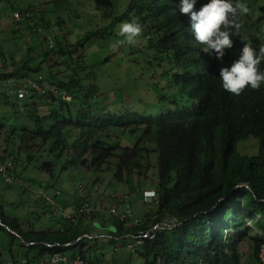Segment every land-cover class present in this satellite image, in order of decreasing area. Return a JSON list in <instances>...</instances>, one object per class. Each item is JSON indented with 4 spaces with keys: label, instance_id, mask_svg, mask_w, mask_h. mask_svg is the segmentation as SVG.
I'll return each instance as SVG.
<instances>
[{
    "label": "clouds",
    "instance_id": "9594fccd",
    "mask_svg": "<svg viewBox=\"0 0 264 264\" xmlns=\"http://www.w3.org/2000/svg\"><path fill=\"white\" fill-rule=\"evenodd\" d=\"M110 1L116 10L106 18L101 13L86 18L90 26L75 38L65 32L73 11L68 0H14L12 15L4 10L10 0H0V45L17 38L14 29L28 31L33 23L46 24V31L58 27L73 64L81 66L69 70L83 80L92 107L78 105L71 90L36 86L31 92L14 88V80H0V183L10 194L20 191L19 199L0 200V233L9 234L12 252L20 256L10 257L0 237V264H118L121 242L133 250L175 229L176 236L163 239L178 264H264V167L202 208L189 203L182 219L162 214L166 204L176 211L180 204L172 203L202 186L201 179L219 180L213 164L197 161L190 149L206 158L221 152L239 163L264 160V29L258 22L264 6L258 8L260 18L246 25L236 23L237 10L247 13L256 0L247 8L240 0ZM91 3L79 0V9ZM103 43L108 50L101 51ZM114 45L118 53L111 51ZM4 64L0 55V67ZM44 66L52 67L50 61ZM120 71L129 78L119 81ZM6 93L20 103L5 99ZM109 109L140 116L141 123L109 119ZM88 110L96 115L76 118ZM93 126L102 128L98 138ZM58 132L63 140L54 157L45 140ZM30 133L35 137L24 146L22 138ZM161 140L182 150L187 162L170 184L162 178ZM27 170L31 173L23 176ZM27 180L39 184L38 196L25 195ZM141 180L154 186L135 188ZM24 198L30 203L23 215L13 214ZM82 219L81 230L91 228L65 241ZM54 220L55 228L42 229ZM120 264H127L124 257Z\"/></svg>",
    "mask_w": 264,
    "mask_h": 264
},
{
    "label": "trees",
    "instance_id": "16d2710c",
    "mask_svg": "<svg viewBox=\"0 0 264 264\" xmlns=\"http://www.w3.org/2000/svg\"><path fill=\"white\" fill-rule=\"evenodd\" d=\"M239 3L242 7H248L250 3L248 0H240ZM11 6H7L4 10L14 9V0H10ZM260 29H264V8L261 9V18L259 19ZM236 23L249 25L251 22L247 16V13H240L239 9L237 10ZM25 25V23H23ZM46 24H34L28 27V31L22 32V29H14L13 32L18 35L17 38L10 41V44H14L15 41L19 42V38L23 40V44L19 43L16 52L18 53L17 67L11 71L6 68L9 67V59L7 58V50L5 45H0V55L5 60V66L0 67V80L2 83L14 80L18 86L14 87L18 90L25 88L31 92H34L36 86H41L43 88L49 87L51 90L58 91H70L73 92V100L78 105H83L90 108L88 102L85 99V86L82 79H79L77 74H73L69 69L72 67L79 68L80 63L73 64L75 61L74 56L69 54V41L65 39L61 30L55 26H49V29L46 31L44 28ZM40 29L41 33H37V30ZM264 32V31H263ZM36 34L39 36V39L34 40L33 37ZM30 38H28V36ZM33 41H36L35 43ZM34 44L32 46H29ZM61 57L57 59L58 57ZM19 58V59H18ZM57 59V60H52ZM50 61L52 65L51 68H45V64ZM12 65V64H10ZM84 79V78H83ZM31 82V83H29ZM76 82V83H75ZM36 83V85H33ZM75 83V84H74ZM73 85V86H70ZM70 86L71 88H67ZM5 99H13L17 104L20 103L18 99L13 98L8 93L3 95ZM107 97L104 101H107ZM120 102L123 101L120 99ZM116 101V106H119L120 103ZM52 106L53 104H50ZM126 109V107H125ZM79 111V110H76ZM100 111V110H99ZM126 110L121 111H112L109 109L108 113H105L109 119L115 120L120 118H134L136 124H140L142 118L140 116L131 115L130 112L125 113ZM69 114L68 112H66ZM85 116H76V118H86L87 120L90 117L96 115L95 111L88 110ZM186 125L191 133L195 132V125L192 121L188 120ZM102 132V128L99 126L91 127V133L98 138ZM35 137V134H25L22 138L23 145L27 146L31 140ZM158 141L160 138L157 136ZM63 140V136L60 132L55 133L53 136L48 138V141L45 140V143H48L50 147V152L52 156L57 157L60 153L61 146L59 143ZM161 154L163 160V170L162 178L164 181L172 182V177L174 174H182L186 170V159L182 150L177 147H170L169 140H165L162 143L161 140ZM189 152L201 162H210L213 164V167L217 171L219 180H208L201 179L202 186H198L189 191L187 198L182 197L180 200H176L172 204H180L179 208L175 211L168 204H166L162 210V214L169 218L182 219L183 210L187 209L190 205L193 204V209H199L207 204H209L216 196L223 193L227 188L231 187L240 180H248L253 176H256L264 167L263 161L255 162H244L239 163L233 157L225 155L221 152H214L211 154L213 158L203 157L195 152L194 149H190ZM219 160V161H216ZM260 185V183H257ZM85 219H82L78 225L71 226L69 233L64 236L65 241H70L79 235L87 232L91 227H88L85 230H81L82 225L84 224ZM139 230V229H138ZM179 229L161 231L158 234L160 240L158 242L150 243L147 242L142 246H136L133 250L127 249V255L124 256L125 263L127 264H178L174 250L170 242L165 241L163 237L165 236H176ZM1 244L5 250H7L10 257L13 255L20 256L18 253L12 252L11 237L6 232L0 233ZM48 239L58 240L59 236L55 235H46ZM174 241L171 240V243ZM124 243H127L126 241ZM8 246V248H7ZM7 248V249H6ZM68 251V249H66ZM21 257H26V254L21 251Z\"/></svg>",
    "mask_w": 264,
    "mask_h": 264
},
{
    "label": "rangeland",
    "instance_id": "374dc122",
    "mask_svg": "<svg viewBox=\"0 0 264 264\" xmlns=\"http://www.w3.org/2000/svg\"><path fill=\"white\" fill-rule=\"evenodd\" d=\"M68 1L70 2V4L73 7V11L69 12V14H68V18H67L68 26H67L65 32H66V34L71 33V35H73L75 38H77L79 34L84 35L83 29L88 28L90 26L86 22V18L88 20H90V17L97 16L99 13H101L103 15V17L106 18L111 10H116L115 7L111 8L107 4V2H111L110 0H92L91 4L93 5V7L88 5V7L85 10L79 9V8H81L79 5V0H68ZM248 2L252 6L254 5L253 0H248ZM256 2H257V4L255 5V7H253L252 9H251V7L248 8L247 14H248V17L251 21H257L260 18L258 8L260 6H264V0H256ZM20 6L25 7L23 4H20ZM7 13H8V15H12L11 10H7ZM4 30H6V28H4ZM22 32H25V34H26L25 29ZM254 33L257 34V33H259V31L255 30ZM7 34H9V32ZM28 38H30V37L28 36ZM81 38H83V37H81ZM95 41L99 42V43L103 42V40H98V39H96ZM19 43L23 44V40H21L20 37H19V42L15 41L14 44H10V41H6L4 43L6 49L9 47L8 49L10 50L8 55H7L8 59H9V64L13 65V66H9V71H11L17 67L16 48H17ZM108 49H109L108 43H103V49L101 51H106ZM110 49L114 53H118V51H117L118 45H114ZM102 58H107V56L104 55V56H102ZM105 65H102V67H101L103 75H105V73H106L105 72ZM113 65H118V64L114 62ZM110 72H111V70H110ZM120 73L122 74V79H120L119 81H125L129 78L128 74H125L123 71H120ZM109 88H111V86ZM124 93H125L124 90H122V92L118 94L119 99L123 98ZM129 103H130V100H129ZM134 110H141V108L135 107ZM30 173H31V170H27L26 172H24L23 176H27ZM29 178H31V177H29ZM26 186L28 187V190L25 192V195L33 194L34 196H38L39 184L32 183L29 180H27ZM134 186H135V188H137L138 186H141V188H143V189H149V188H152L154 186V184L149 180H141V183L139 185L135 183ZM19 193H20V191H19ZM19 193H18V190L16 189L14 193L10 194L8 191L5 190L4 184L0 183V200L14 201L15 199H19V197H20ZM29 203H30L29 200L27 198H24V201L22 203V207L19 210H13L11 212L13 214L18 213L20 216H22L24 209L26 210ZM15 205L19 206L18 202L15 203ZM144 214H145V211L142 210L140 212V215H144ZM47 220H49V218H47ZM49 221H51V220H49ZM57 222H58V220H54L52 226H46L42 229L55 228L56 227L55 225L57 224ZM121 246L123 248L117 257L118 264H120L121 259L125 255H127V247L125 246V243L121 242ZM16 249L21 250V247L19 245H17ZM70 254H72V251H70Z\"/></svg>",
    "mask_w": 264,
    "mask_h": 264
}]
</instances>
